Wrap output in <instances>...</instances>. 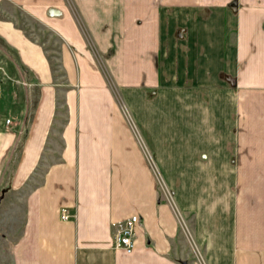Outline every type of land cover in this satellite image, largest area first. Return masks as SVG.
<instances>
[{
	"label": "crops",
	"instance_id": "obj_1",
	"mask_svg": "<svg viewBox=\"0 0 264 264\" xmlns=\"http://www.w3.org/2000/svg\"><path fill=\"white\" fill-rule=\"evenodd\" d=\"M0 47L12 264H264V0H0Z\"/></svg>",
	"mask_w": 264,
	"mask_h": 264
},
{
	"label": "rangeland",
	"instance_id": "obj_2",
	"mask_svg": "<svg viewBox=\"0 0 264 264\" xmlns=\"http://www.w3.org/2000/svg\"><path fill=\"white\" fill-rule=\"evenodd\" d=\"M75 16L86 36V23L84 19L77 12ZM5 49H0V83L8 81V79H10L9 77H11L12 74L14 75L16 71L15 56L8 48L5 47ZM1 94L2 92H0V95ZM55 144V146H57L58 142L55 141ZM53 159L54 157L48 155L44 159V164L50 163ZM9 176L10 174L8 172L6 173L4 170L0 169V264H12L11 246L16 239L19 226L23 219L22 202L19 204L18 197H16L14 191H11L7 186ZM159 176L161 185H164V181L160 174ZM37 178H39V176H37ZM168 194L171 197L169 192Z\"/></svg>",
	"mask_w": 264,
	"mask_h": 264
},
{
	"label": "built area",
	"instance_id": "obj_3",
	"mask_svg": "<svg viewBox=\"0 0 264 264\" xmlns=\"http://www.w3.org/2000/svg\"><path fill=\"white\" fill-rule=\"evenodd\" d=\"M11 119L7 118L6 123H10ZM62 219H69L72 217V213L67 208L61 209ZM140 217L138 215H133L125 220L112 223L115 229V245L122 247L126 251H131L133 249V235L136 224L140 223Z\"/></svg>",
	"mask_w": 264,
	"mask_h": 264
}]
</instances>
